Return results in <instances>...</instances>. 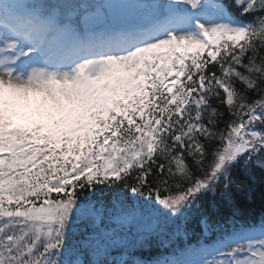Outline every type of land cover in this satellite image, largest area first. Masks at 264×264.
<instances>
[{"label":"snow or ice","instance_id":"6c2138e0","mask_svg":"<svg viewBox=\"0 0 264 264\" xmlns=\"http://www.w3.org/2000/svg\"><path fill=\"white\" fill-rule=\"evenodd\" d=\"M260 186L264 0H0V264H264Z\"/></svg>","mask_w":264,"mask_h":264},{"label":"trees","instance_id":"16d2710c","mask_svg":"<svg viewBox=\"0 0 264 264\" xmlns=\"http://www.w3.org/2000/svg\"><path fill=\"white\" fill-rule=\"evenodd\" d=\"M257 174H259L257 172ZM264 191V186H260L257 188V191L253 197L254 203L251 205L246 204L242 199L237 202V206L240 210V215L238 219L244 223H257L258 222V214L261 210L260 206V192ZM215 218H213L214 222ZM188 234L187 236L181 234L179 239L175 241L174 244L168 246L167 248H153L151 251L149 250H137L135 255L140 259H145L149 256H156L159 253H163L165 255H169L173 252H179L183 248L188 245H197V241L200 242H208L205 241L201 236V228L197 222V220H193L188 224ZM215 234H213L214 238ZM115 255V253H114Z\"/></svg>","mask_w":264,"mask_h":264}]
</instances>
